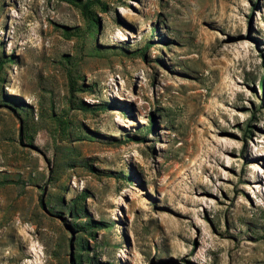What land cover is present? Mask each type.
Returning <instances> with one entry per match:
<instances>
[{"label": "rangeland", "instance_id": "374dc122", "mask_svg": "<svg viewBox=\"0 0 264 264\" xmlns=\"http://www.w3.org/2000/svg\"><path fill=\"white\" fill-rule=\"evenodd\" d=\"M103 3L0 0V264H264V0Z\"/></svg>", "mask_w": 264, "mask_h": 264}, {"label": "trees", "instance_id": "16d2710c", "mask_svg": "<svg viewBox=\"0 0 264 264\" xmlns=\"http://www.w3.org/2000/svg\"><path fill=\"white\" fill-rule=\"evenodd\" d=\"M69 3L75 6L76 8L80 9L82 16L84 20L86 21V30L88 33L93 34L95 31H98L99 28V19L98 15L95 12V8H99L101 11L106 12L107 11V4L103 3V0H69ZM3 66L2 62H0V68ZM261 86L264 88V78L261 80ZM79 106L83 110H87L88 108L84 106V104H79ZM60 126L63 130H65L68 127V122H61ZM153 127L152 124H150L149 129L151 130ZM86 196L82 198L83 201L86 200ZM69 214L72 215L74 218L73 228L77 230V232H83L85 234L90 235L91 237H95V231H91L93 229L97 230H103L106 228H109V225L106 223L100 221H94L91 218H88L86 221H79V219H82V215L86 214V209L84 207L83 202L75 201L72 205V207H69ZM88 243L82 244L80 247L81 251L85 250L87 248ZM91 261V259H89ZM73 262H77V264H83L82 260V254L79 253V255L73 259Z\"/></svg>", "mask_w": 264, "mask_h": 264}]
</instances>
